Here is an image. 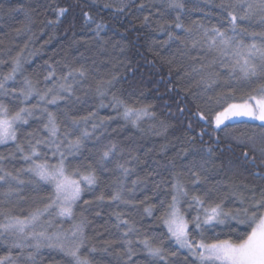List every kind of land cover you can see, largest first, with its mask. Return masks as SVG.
<instances>
[{"label": "trees", "instance_id": "16d2710c", "mask_svg": "<svg viewBox=\"0 0 264 264\" xmlns=\"http://www.w3.org/2000/svg\"><path fill=\"white\" fill-rule=\"evenodd\" d=\"M181 2L183 9L169 7L170 0H0V81L5 85L0 89V102L11 117L22 107L31 111L27 124L14 126L16 139L0 143V175L12 174L7 183L0 181V224L29 219L50 202L52 185L28 169L40 163L53 166L63 154L66 172L81 181L80 199L72 205L71 216H61L53 206L31 221L26 231L54 237L81 227L84 243L80 254L91 264H193L196 258L169 238L162 219L170 211L173 195L178 197L176 207L190 222L194 242L236 239L238 233L248 230L236 220H226L204 225L201 237L193 221L199 216L202 222L204 208L221 199L225 211L235 210L242 206L241 198L259 199L264 191L260 179L264 157L253 153L252 142L247 140L264 131L261 122L234 119L220 129L214 123L215 113L229 104L260 96L264 80L246 81L238 68L233 73L231 57L210 48L205 36V30L212 28L233 34L230 18L218 5L237 0ZM60 8L67 11L58 16ZM228 11L242 14L238 8ZM177 15L183 28L175 27ZM160 25L165 26L164 31L159 30ZM243 28L249 33L264 31L258 20L238 21V29ZM169 32L180 39L169 40ZM238 38L252 42L250 36ZM10 73L13 78L5 80ZM61 85H71L72 92H64ZM21 90L31 95L25 99ZM57 93L65 98L48 103ZM126 107L146 108L149 114L128 119ZM45 109L56 118V136L45 128ZM72 118L79 123L73 126ZM84 132L88 136L79 151L70 148L68 142ZM255 143L259 148V139ZM111 144L117 146L115 160L106 167L98 165L99 155ZM209 147L215 168L208 172V184L195 188L185 167L194 157L189 154L185 159L186 151L199 153L195 156L199 161L201 156L208 159ZM245 151L250 157L256 155L255 166L244 160ZM117 162L129 169L127 176L116 167ZM92 169L98 179L88 185L82 177ZM176 183L188 189L187 197L176 192ZM213 185L216 191L211 198L205 197L204 191ZM117 193L121 199L112 200ZM101 195L103 201L98 199ZM194 195L205 201L203 207L192 200ZM146 208H151V214ZM124 220L132 228L127 236ZM145 238L164 249L163 259L148 256L140 243ZM16 240L15 236H9L7 242L0 238V256L8 255L11 248L15 257L18 250L12 245ZM127 240L132 241L135 252L130 261L122 255L129 247ZM24 243L35 245L36 241L29 236ZM28 252H33L34 262L26 259ZM68 260L57 249L26 247L21 264H68Z\"/></svg>", "mask_w": 264, "mask_h": 264}, {"label": "snow or ice", "instance_id": "6c2138e0", "mask_svg": "<svg viewBox=\"0 0 264 264\" xmlns=\"http://www.w3.org/2000/svg\"><path fill=\"white\" fill-rule=\"evenodd\" d=\"M176 9H183L185 5L181 0H170L168 5ZM109 7V5H105ZM219 8L224 9L227 13V16L230 18V30L233 33L232 35L227 34V30L222 31L220 28H212L210 30H205V36L208 37L209 47L215 48L221 56H230L233 63L231 68L233 73H235L238 68L242 78L249 82H254L256 80H264V31L261 32H252L249 33L246 28L238 29L239 22H251L253 20H258V26L264 28V0H237V3H221L218 5ZM240 9L242 10L241 15H237L235 11H228V9ZM67 9L60 8L58 10V16L63 15ZM86 19H91V17L85 13ZM147 17L145 20L147 21ZM176 28H183L184 25L180 22V17L177 15L174 22ZM102 25H97L99 29ZM160 31L165 30L164 25H160ZM190 33L191 29H187ZM209 31L212 35L208 36ZM241 36H250L252 39L251 43H246L244 39L238 38ZM169 40L176 39L179 40L180 37L174 36L173 33H168ZM260 39L261 43L257 44L256 40ZM195 44V42H193ZM226 67L228 65H225ZM16 69H13V73ZM84 73L81 71L80 75ZM72 75L70 72L67 77L69 78ZM13 75L10 73L5 77V80L12 79ZM61 88L66 93H71V85H61ZM0 89H5V85L0 81ZM15 91V90H13ZM52 90L49 89V92ZM260 96H250L248 100L254 101L255 103H249L246 100L242 104H229L227 107L223 108L222 111H218L214 116V123L216 128L220 129L222 125L227 127L225 121L234 120L240 117H247L251 120H259L261 122L260 127L264 129V84L259 86ZM5 95H7V90H5ZM21 94L24 95L25 99L31 95L30 91L21 90ZM45 97H41L44 99ZM65 97L57 93L53 96L52 100L48 103L55 104L58 100L64 99ZM35 107V106H34ZM178 111L181 113L184 112L183 108L178 107ZM45 114L48 116V123L45 124V128L48 129L52 136H56L59 127L56 123L55 116L47 112L45 109ZM147 109H134V108H125L124 116L125 118L131 119L135 117L136 120H139L142 115H148ZM31 115V111L27 108H20L15 114L9 119L8 118V107L0 102V143H4L8 140L16 139V130L14 124L17 122H23L27 124V116ZM200 118L203 119V114H200ZM87 119V118H83ZM79 120L72 118L71 124L73 126L77 125ZM191 127V126H189ZM69 133L66 132L67 136ZM88 133L84 132L80 136L76 137L74 140H70L69 147L74 148L79 151V148L82 145L83 139L87 138ZM194 141V137L192 138ZM259 139L260 146L257 148L255 140ZM248 141L252 142V152H259L260 157H264V131H261L259 134H254V136L247 137ZM41 143V141H37ZM219 143V140H217ZM23 151V149H20ZM117 146L116 144H111L106 146L104 150L99 155L97 161L98 165H106L112 163L116 157ZM35 148L33 147V155H35ZM192 155L194 158L189 161L185 166L187 169L186 174L191 178V184L195 188H199L200 185L208 184V172L215 168L214 164H211L212 158L214 156L213 150L211 147L207 149L208 159H205L203 156L200 157L199 161L195 159V156L199 153H187L185 159L188 155ZM62 158L58 165L49 166L46 163L33 164L28 171L34 172L40 180L45 182H50L54 185V196L50 198V202L45 205L43 209H37L33 214L31 221L34 222L44 213L51 209L53 206L59 208V214L62 216H71L72 215V205L80 199L81 196V181L72 179L65 174L63 154ZM244 160L250 162L253 166L256 165V155L249 156L248 151H245ZM25 159L28 160L30 157L25 156ZM231 161L229 164L231 165ZM261 163L264 164V159L261 160ZM211 165V168L208 167ZM116 167L120 169L125 176L129 174V169L125 167L123 163H116ZM222 167V166H221ZM78 174V171L77 173ZM11 173L6 175H0V181L8 182L7 177H11ZM152 175V173H149ZM12 179L17 180L19 183L18 177H12ZM83 181H86L88 185H93L97 182V176L95 174V169H92L87 175L82 177ZM260 179L264 180V173L260 174ZM139 179L133 181V184L139 183ZM219 184V182H217ZM173 188L181 196H188V189L185 188L180 183L173 185ZM216 191V186H210L204 191V196L211 198L212 194ZM99 200L103 201L104 197L101 195ZM112 200H119L121 196L119 193L111 196ZM148 199V197H145ZM177 195H173L172 203L169 205V212H166L165 217H162L164 224L167 226V232L169 238L174 240L175 244L178 245L180 249H188L189 253L196 258V261L193 264H264V191H262L259 199H251L246 201L241 198V207L236 208L235 210L229 209L225 211L222 207L223 199L220 203H216L214 206L204 208V220L201 222L200 217H195L194 229L199 230V235L204 236V225L215 226V224H223L226 220H236L240 225H246L247 229L244 232H240L236 235V239L231 237L227 239H213L211 242H206L205 239H201L198 242H194L189 231V221L184 219L180 215L177 204ZM192 200L203 207L205 201L201 199L200 196H192ZM85 203H89L85 201ZM143 203V202H141ZM191 206V205H190ZM146 212L151 214V208H146ZM119 220V215H117ZM31 222L27 220L14 219L10 220L6 224H0V238L7 242L9 236L17 237V240L14 241L12 248L18 250L15 257L12 256L9 249V254L6 256H0V264H21L22 259H24V249L26 247H31L34 250H39L42 246H47L49 248L57 249L59 252L63 253L65 257H68V264H91V262L86 258L82 257L80 254L81 248L83 246V232L82 228L77 226L70 233H57L54 237L47 236L44 232H27V228ZM124 225H128V232L124 233L127 236L132 228L129 225L127 220L122 222ZM34 227L35 225L32 224ZM121 225L118 223L116 225L119 228ZM235 232V229L233 230ZM29 236L36 241L35 245H26V241ZM129 247L122 255L127 256L128 260H131V257L135 255L133 248L131 247L132 241H125ZM140 243L143 245L144 250L147 252L149 257L161 258L163 259L164 249L161 246H153V243L145 238ZM162 243V241H161ZM107 251V248L104 249ZM92 251H95L93 248ZM176 253H171L175 255ZM121 255V253H117ZM27 260H32L34 262L33 252L27 253Z\"/></svg>", "mask_w": 264, "mask_h": 264}, {"label": "rangeland", "instance_id": "374dc122", "mask_svg": "<svg viewBox=\"0 0 264 264\" xmlns=\"http://www.w3.org/2000/svg\"><path fill=\"white\" fill-rule=\"evenodd\" d=\"M257 98H259V96L257 97ZM248 102L249 103H255L254 101H251V100H248ZM242 103H244V102H242ZM242 103H238V104H242ZM8 118L10 119L11 118V116H8ZM236 119H246V120H251V119H249V118H247V117H240V118H236ZM252 121H259V120H252ZM225 122H227V121H225ZM260 122V121H259ZM16 124H14V126H15ZM11 140V139H10ZM9 141V140H8ZM7 142V141H6ZM59 164V162L58 163H56L55 165H58ZM65 174L67 175V176H69L70 178H72V179H76V180H80V179H77L76 177H73L72 175H69L67 172H66V170H65ZM83 180V179H82ZM49 184H51L52 185V187H53V189H54V185L52 184V183H50V182H48ZM57 213L59 214V208H57ZM179 213H180V211H179ZM180 215H182L181 213H180ZM33 216V215H32ZM62 216V215H61ZM183 216V215H182ZM31 218L32 217H30L29 219H27L28 221H30L31 222Z\"/></svg>", "mask_w": 264, "mask_h": 264}]
</instances>
